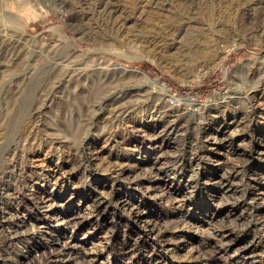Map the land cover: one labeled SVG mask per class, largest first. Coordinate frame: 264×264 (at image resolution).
<instances>
[{
	"label": "rangeland",
	"instance_id": "obj_1",
	"mask_svg": "<svg viewBox=\"0 0 264 264\" xmlns=\"http://www.w3.org/2000/svg\"><path fill=\"white\" fill-rule=\"evenodd\" d=\"M0 264H264V0L8 2Z\"/></svg>",
	"mask_w": 264,
	"mask_h": 264
},
{
	"label": "built area",
	"instance_id": "obj_2",
	"mask_svg": "<svg viewBox=\"0 0 264 264\" xmlns=\"http://www.w3.org/2000/svg\"><path fill=\"white\" fill-rule=\"evenodd\" d=\"M12 1H15V0H0V10H2L3 7H4L8 2H12ZM170 102H171L172 104H176V97H175V96L171 97Z\"/></svg>",
	"mask_w": 264,
	"mask_h": 264
}]
</instances>
